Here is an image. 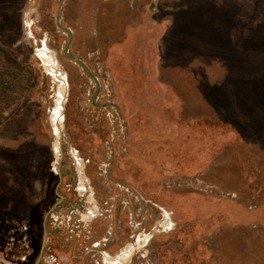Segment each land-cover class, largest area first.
<instances>
[{
  "label": "rangeland",
  "instance_id": "rangeland-1",
  "mask_svg": "<svg viewBox=\"0 0 264 264\" xmlns=\"http://www.w3.org/2000/svg\"><path fill=\"white\" fill-rule=\"evenodd\" d=\"M0 264H264V0H0Z\"/></svg>",
  "mask_w": 264,
  "mask_h": 264
}]
</instances>
